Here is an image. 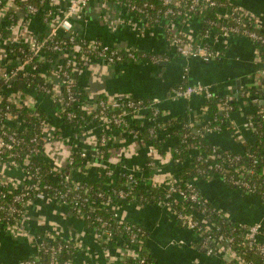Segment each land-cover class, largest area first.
Instances as JSON below:
<instances>
[{"label": "built area", "instance_id": "1", "mask_svg": "<svg viewBox=\"0 0 264 264\" xmlns=\"http://www.w3.org/2000/svg\"><path fill=\"white\" fill-rule=\"evenodd\" d=\"M34 0H0V21L5 22L4 28L8 34L0 44L6 55H14L16 64L14 66L0 65V226L12 232L16 236H28V240L33 243L37 251L35 256L23 259L20 264H75L73 260L66 259L59 263L58 255L63 251L76 254L81 242L76 239H65L71 242L69 245L49 243L56 240V236L49 231L30 233L25 226L30 207L37 201H51L57 205L69 207L76 216L90 219L95 215L96 205L98 208L105 207L111 210L118 218V222L123 224V231L126 236H114V232L107 227L102 217L95 215L92 225L87 226L93 229L99 244L106 254L107 264H129L128 259H138L140 264H145L146 260L138 253L135 244L141 241L143 228L130 221L123 220L116 212V207L120 202H136L139 199L138 187L144 188L141 183L142 170H136L124 163L121 155L113 154V146L116 145L120 137L125 135L132 137L133 141L148 149V160L146 168L155 170L149 176L148 188L160 189L164 192V198L158 203L170 210L174 219L184 228L189 229L196 239H202V247L205 253L211 256H218L221 264H259L254 258L249 257L253 252L261 257L264 264V242L261 236L264 234V222L259 221L253 224L235 223L234 228L241 234L237 237L221 232V227L215 222L209 221L206 211L211 208L218 211L210 200L200 191L197 181L200 177L190 180L185 187L180 185L181 179L178 172L162 174L158 165L160 162L174 163L172 155H162L161 151L154 145L146 142L141 134L145 124L152 123L150 136L158 138L162 127L156 124L161 111L155 101L146 102L135 99L130 95H120L114 99L99 98L94 104L82 102L80 108L83 115L78 114L68 107L77 106L75 87L76 77L81 75L86 69L93 65L95 61H103L114 65L124 58L130 61L138 60L135 50L123 49L111 46L94 39L87 41L77 38L73 34L72 18L80 9L87 7L94 0H69L66 9L62 8L61 0H37L39 4L32 3ZM112 3L126 6L128 11L146 24L157 25L160 23H185L189 18L195 16L197 11L206 9H216V18L207 20L208 25L202 38L192 40L182 34H174L170 31L167 40L170 47L183 57L201 58L204 61L219 56L218 51H213L207 41L209 38L240 36L244 37L261 48L262 80L264 79V21L260 20L251 11L242 6L236 5L231 0H106ZM62 9V10H61ZM42 16L49 26V31L45 36H38L29 33V22L34 16ZM61 15V16H59ZM201 25L204 19L200 17ZM214 37V38H215ZM63 39H68L73 47L66 50L62 47ZM26 44L29 47L28 53L23 52L20 57L15 53L13 47ZM68 52L63 69L60 70V83L58 86L52 85L49 80V73L46 70L54 60L47 58V53ZM54 59V58H53ZM160 57H154L157 62ZM39 77L42 84L39 88L30 82L26 77ZM25 78L26 81H23ZM186 73L182 75V81L174 89V96L179 99L192 100L195 96H203L206 102L215 95L213 91L203 83H188ZM14 80L24 82L35 92L42 90L46 97H50L60 110L57 117L61 120L66 117L68 125L74 130L71 139L64 138L57 131V127L51 124L48 116L45 118L41 109L27 99H20L15 102V97L9 98L7 89L11 87ZM258 99V98H257ZM232 97L227 96L222 107L226 109L227 116L230 114V102ZM84 103V105H83ZM28 108L31 116L39 121L38 131L31 137L22 135L28 129V123L24 121L20 113L16 115L12 108ZM43 112V111H42ZM145 112H149L147 115ZM264 118V116H263ZM82 120L79 126L81 133L91 134L97 130L98 146L90 151L84 148L80 156L85 159L82 166H77V120ZM255 119L252 118L251 121ZM137 123L135 125L134 123ZM67 125V124H66ZM188 126V125H187ZM207 132L219 131L218 128H206ZM80 133V134H81ZM92 140V138H91ZM67 143L65 151L60 150V146ZM70 143V144H69ZM64 146V145H63ZM215 151V149H214ZM76 153V154H75ZM224 157L215 164H210L209 168L216 171L209 176L208 180L219 177L225 183H229L242 191L255 195L264 203V180L256 183L261 175L257 176L255 166L259 159L253 155L251 163H243L245 155L226 153ZM46 161L51 164L48 169L49 175L55 181H59L62 187L51 188L45 184L40 186V167L36 166L35 160ZM202 162H206L208 155L198 157ZM100 167L99 177L109 183L105 188L111 190L119 198L115 203L112 199L101 202L102 193L97 198L92 199L90 190L81 185V181L75 177L76 173L88 172L92 167ZM98 167V168H99ZM35 169L36 171H33ZM124 178L125 188H118L110 184L116 178ZM147 188V187H146ZM147 188V189H148ZM83 189V195H77ZM52 190L51 192H48ZM187 203V211L177 210L175 205ZM88 205L89 212L81 210L83 205ZM210 206V207H209ZM123 233V232H122ZM117 239L115 245L112 241ZM120 243V244H118ZM239 247L240 249H237ZM121 251L120 257L116 259L112 255L113 249ZM48 255V263H42V254ZM253 255V254H252Z\"/></svg>", "mask_w": 264, "mask_h": 264}, {"label": "crops", "instance_id": "2", "mask_svg": "<svg viewBox=\"0 0 264 264\" xmlns=\"http://www.w3.org/2000/svg\"><path fill=\"white\" fill-rule=\"evenodd\" d=\"M231 1L264 21V0ZM61 3L62 8L66 9L69 0H61ZM72 24L73 34L77 38L88 41L97 39L111 46L160 57L157 62L146 59L124 61L115 65L103 61L93 62L91 67L76 77L77 84L87 94L84 101L86 105L94 104L100 96L114 99L120 95H130L155 101L161 111L156 121L162 127L158 139L164 141L163 151L167 156L170 155V148L178 141L177 136H169L173 128H181V123L190 127L198 123L204 127L208 120L204 110L206 99L203 96H195L190 101L174 96V89L181 84L182 75L186 73L188 83H203L213 93L230 96L238 103L237 110L230 112L228 116L230 129L205 131V135L215 146L225 152L244 155L248 146L257 142L253 131L254 121L251 119L264 106V94L260 99L244 94L246 89L260 88L264 83L260 61L262 53L257 44L240 36H213L207 43L213 51L219 52V56L210 61L183 57L170 47L168 32L182 34L192 40L202 38L199 16H193L185 23L149 25L130 13L126 6L106 0H94L87 7L78 10L72 18ZM0 26L6 27L5 22L0 21ZM3 30L7 31L5 28ZM48 31L49 26L42 16L31 18L29 33L45 36ZM4 48L5 45L1 43L0 65L14 66L17 61L15 56L6 55ZM68 54H55L53 63L47 67L52 85H59L60 70L63 69ZM7 92L9 98L15 97V102H20V97L40 108L64 138L73 137L74 130L61 123L50 97H39L32 87L19 80H14ZM170 120L176 122H169ZM134 124L137 125V122ZM76 144L93 151L98 146L97 130L91 134H78ZM67 146V143H63L60 150L65 151ZM113 148V154L121 155L124 163L142 170L141 183L147 189L151 175L150 169L146 168L149 155L147 147L135 143L132 137L125 135L119 138ZM98 167L97 161V167L90 168L86 173H76L75 177L82 183L99 181L101 171ZM158 167L162 174L174 172L171 162L162 161ZM106 184L108 183H104ZM197 185L202 194L217 209L224 211L231 221L248 224L264 222V203L255 195L235 190L219 177L210 180L199 178ZM116 212L123 220L143 228L144 246L153 256L151 264H221L218 256L208 255L195 247L194 243L198 240L194 233L182 227L164 206L124 201L118 204ZM25 226L32 234L49 231L63 239L80 241L81 246L74 256L76 264H107V256L94 230L89 229L85 220L76 216L67 206L51 201H37L29 209ZM261 239L264 242V234ZM117 250L118 248H114L112 253L116 259L121 253ZM35 254L37 251L28 236H16L0 226V264H20L23 259Z\"/></svg>", "mask_w": 264, "mask_h": 264}, {"label": "trees", "instance_id": "3", "mask_svg": "<svg viewBox=\"0 0 264 264\" xmlns=\"http://www.w3.org/2000/svg\"><path fill=\"white\" fill-rule=\"evenodd\" d=\"M155 1L158 2L157 0ZM32 3L37 5L39 4V1L34 0L32 1ZM194 15L199 16L202 19H204V22L202 24V31H201V36H202V34L205 32L206 27L208 25L207 20L216 18V9H206L205 8L202 12L197 11L196 13H194ZM7 34H8L7 31L0 30V42L4 37L7 36ZM63 40L64 41L62 43V47L64 49L69 50L70 48L73 47V44L70 43L68 39H63ZM13 48L15 50V53L19 57L20 55L24 54L23 52H19V48H22V50L27 53L29 50V47L26 44H21ZM135 53L138 55L137 56L138 60L146 59V60L153 61L154 57L159 58V56L157 55H151L149 53H144L141 51L140 52L135 51ZM54 56H55L54 53H51V52L47 53V58H50L53 60ZM124 61H130V59L124 55V58L114 63V65L119 64ZM26 78L30 82H33V84L36 85L37 87L39 86V84H42V80L39 77L29 76ZM22 80L26 81L25 78H22ZM74 91H75V96L77 98L78 105L77 106L74 105L72 107L70 106L68 108H70L71 110H74L78 114V117H81L83 115V111L80 108V104L86 100L87 94L83 90V88L78 84L76 85ZM244 94H248L250 96L260 99L261 96L264 94V83L262 87L260 88L246 89L244 91ZM38 96L46 97L47 95L45 92L40 90L38 92ZM99 98L107 99V97L105 96H100ZM225 98H226L225 95L215 94L210 101L205 103L204 110L208 116V120L207 122H205L204 127L202 126V124H198V123H194L192 127L185 126L186 124L181 123L182 124L181 128L180 127L173 128L171 132L169 133L170 137H176V136L178 137L177 143L170 148L169 152L174 159L173 160L174 161L173 163L174 171L178 172V176L181 179L180 185L183 187H185L188 181L199 178L201 172H203V174H201L202 177L200 178L204 180H208L209 176L214 175L216 173V171L211 170L209 168L210 164H215L218 161H221L222 159L218 157V155H221L222 157H224L225 155H227L226 153H229L231 155L233 154L231 152H225L222 149L215 146L205 135V131H206L205 127L206 128L216 127L219 129V131L230 129V121L228 120L226 109L222 107ZM135 99H140V98H135ZM141 100H144L146 102L153 101L149 99H141ZM229 104L231 106L230 112L237 110L238 103L236 102V100L233 99ZM54 107L57 111L60 110V108L56 104H54ZM12 110L15 115L17 113H20L22 119L28 123V129L26 133L24 134L21 133L22 135L31 137L35 132L38 131L39 121L36 118H33L31 116L30 109L26 107L25 108L14 107L12 108ZM41 113L45 118L47 117L46 113L42 111ZM263 116H264V106H261V110L253 117L255 119L253 122V131L255 133V136L257 137V142L255 144H251L248 146V149L246 153L244 154L245 157L242 161L243 163H249V162L251 163L252 158L250 157V155H253L259 159V163L255 166V168L257 169V176L259 175L261 176L260 178H258V180H256V183H259L260 181L264 180V118ZM60 121L62 124H65V125L66 124L68 125L70 123L66 117H63V119H61ZM169 122L174 123L176 122V120H170ZM72 124L74 126H77V134H80L81 131H80L79 126L82 124V120L80 119L77 120V125L74 122ZM151 126L152 125L150 124H145L143 126V129L141 130L142 136L144 137L146 142L158 148L161 151L162 155H166L165 152L163 151L164 141L150 136ZM83 149L84 148L77 146V152H76L77 154L75 153L77 157L75 163L77 164V166H82L84 164L85 159L80 156V153ZM200 155H208L207 161L202 162L201 160H199L198 157ZM35 163H36V166H39L41 168L40 173L37 175L38 177H40L39 179H41L40 186L43 187L45 184H48L51 186V188L62 187L59 181H55L49 175L48 169L51 166L50 163L46 161L42 162L38 159L35 160ZM33 171H36V170L33 169ZM149 171L150 173L155 172V170H149ZM124 182H125L124 178L118 177L115 180H112L110 184H113L118 188H125L126 185H124ZM104 183H107V182H105L104 180H99V181H95L92 183H82L81 182V185L90 190V194H91L90 196L92 197V199L97 198L96 196H98L99 193H102L101 202H106L109 198L112 199V201L115 203L119 202V198L115 196V194H113L111 190H108L107 188H105ZM227 185L239 191L237 187L230 185L229 183H227ZM51 191L52 190L48 192H51ZM137 192L139 193V199L136 200V202L139 203L140 205L158 204L164 198V192H162V190L160 189L158 190V189H154L151 187L148 189H144L142 187H138ZM83 193L84 191L83 189H81L77 192V195L80 196V195H83ZM175 207L177 210L187 211L186 202L179 203L178 205H175ZM81 210L84 212H89L88 205L86 204L83 205L81 207ZM95 215L102 217L106 222H108L107 227H109V229H111L115 233L114 236H119V237L126 236L122 229L123 224L118 222L117 216L111 210L105 207L98 208L96 205ZM95 215L91 216V218L88 220L86 219L85 222L87 226L92 225L91 223L93 219L95 218ZM206 217L207 219H209V221L215 222L216 224H218L221 227L222 233H225L227 235H232L234 237H237L239 234H241L239 230L234 228L235 222L231 221L226 215V213L222 210L216 211V210H212L211 208H209V210L206 211ZM130 224L131 225L135 224L139 226L138 224L133 223V222H130ZM55 236H56V240L49 244L54 245L56 243H61L62 245L63 244L69 245L70 246L69 249L72 250L71 248L72 244L70 241L63 239L59 235H55ZM140 238H142L141 241L139 239V241L135 243L138 247V253H140V256L146 260L145 264H151L153 261V256L151 253L147 252L144 246L145 231H144L143 236H141ZM197 240L198 241L194 243L195 247L199 248L201 251L204 252L205 249H203V247L201 246L202 239L200 240L197 239ZM116 243H117V239H114L112 241V244L115 245ZM236 248L240 249L239 247H236ZM251 253L253 255L249 254V257L254 258V260L260 264L261 257L259 255L254 254L253 252ZM41 254H42L41 262L48 263L49 261L48 255L43 254V253ZM66 259H70L75 262L74 254L70 252L63 251L62 253L58 255L59 263L63 262ZM128 263L129 264H140L138 259H133V258H129Z\"/></svg>", "mask_w": 264, "mask_h": 264}]
</instances>
